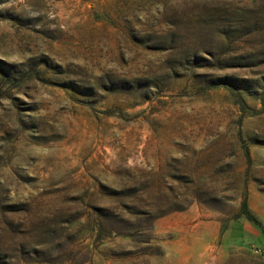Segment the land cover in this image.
I'll use <instances>...</instances> for the list:
<instances>
[{"label": "rangeland", "instance_id": "obj_1", "mask_svg": "<svg viewBox=\"0 0 264 264\" xmlns=\"http://www.w3.org/2000/svg\"><path fill=\"white\" fill-rule=\"evenodd\" d=\"M264 0H0V264H264Z\"/></svg>", "mask_w": 264, "mask_h": 264}, {"label": "trees", "instance_id": "obj_2", "mask_svg": "<svg viewBox=\"0 0 264 264\" xmlns=\"http://www.w3.org/2000/svg\"><path fill=\"white\" fill-rule=\"evenodd\" d=\"M242 215H244L247 220H249L250 222L258 225L259 227H261L263 229V233H264V223L262 221H260L250 210L249 208V204H248V200L245 198V200L243 201V205H242Z\"/></svg>", "mask_w": 264, "mask_h": 264}]
</instances>
